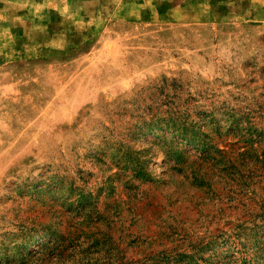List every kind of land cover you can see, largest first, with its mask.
Listing matches in <instances>:
<instances>
[{
  "label": "rangeland",
  "instance_id": "obj_1",
  "mask_svg": "<svg viewBox=\"0 0 264 264\" xmlns=\"http://www.w3.org/2000/svg\"><path fill=\"white\" fill-rule=\"evenodd\" d=\"M0 264H264V0H0Z\"/></svg>",
  "mask_w": 264,
  "mask_h": 264
}]
</instances>
